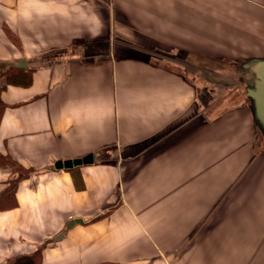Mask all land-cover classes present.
<instances>
[{
    "label": "crops",
    "instance_id": "obj_1",
    "mask_svg": "<svg viewBox=\"0 0 264 264\" xmlns=\"http://www.w3.org/2000/svg\"><path fill=\"white\" fill-rule=\"evenodd\" d=\"M262 59L264 0H0V263L264 264Z\"/></svg>",
    "mask_w": 264,
    "mask_h": 264
},
{
    "label": "trees",
    "instance_id": "obj_2",
    "mask_svg": "<svg viewBox=\"0 0 264 264\" xmlns=\"http://www.w3.org/2000/svg\"><path fill=\"white\" fill-rule=\"evenodd\" d=\"M10 35V34H9ZM13 39V36L10 35ZM4 76L6 84H15L20 86H27L30 84L31 75L20 68L13 66L6 67L0 64V77ZM5 85H0V93ZM5 108V104L0 97V118ZM258 131H263L264 128L256 122ZM7 167L10 169L11 177L8 179L6 186L0 192V210L11 208L15 205V190L18 182L33 172V169L26 168L16 161H14L8 154L0 152V168ZM41 249H36L33 253L18 254L0 264H40Z\"/></svg>",
    "mask_w": 264,
    "mask_h": 264
},
{
    "label": "water",
    "instance_id": "obj_3",
    "mask_svg": "<svg viewBox=\"0 0 264 264\" xmlns=\"http://www.w3.org/2000/svg\"><path fill=\"white\" fill-rule=\"evenodd\" d=\"M23 64V61H21ZM253 82L247 89V95L252 102L256 122L264 128V59L255 61L251 65ZM91 155L82 158L68 159L55 163V168H72L83 163L90 162Z\"/></svg>",
    "mask_w": 264,
    "mask_h": 264
},
{
    "label": "rangeland",
    "instance_id": "obj_4",
    "mask_svg": "<svg viewBox=\"0 0 264 264\" xmlns=\"http://www.w3.org/2000/svg\"><path fill=\"white\" fill-rule=\"evenodd\" d=\"M1 32H2V29H1ZM252 61V60H251ZM258 61V60H257ZM206 63H207V61H206ZM252 63H254L253 61L250 63V65H252ZM250 65H249V67H250ZM192 65H190V68H192L191 67ZM205 66H209V64H205ZM194 67H196V66H194ZM242 69H243V67H241V69H239V68H237V70H238V73H240V72H242ZM190 70V72H191V70L192 69H189ZM205 70H206V67H205ZM212 93V90H208V91H206V95L208 96L209 94H211ZM206 98H208V97H206ZM220 104H221V102H220Z\"/></svg>",
    "mask_w": 264,
    "mask_h": 264
}]
</instances>
